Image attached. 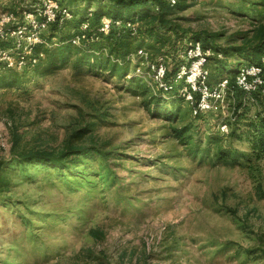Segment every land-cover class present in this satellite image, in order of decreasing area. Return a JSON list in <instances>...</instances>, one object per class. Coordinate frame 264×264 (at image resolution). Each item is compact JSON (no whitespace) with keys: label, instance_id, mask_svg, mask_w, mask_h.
<instances>
[{"label":"rangeland","instance_id":"rangeland-1","mask_svg":"<svg viewBox=\"0 0 264 264\" xmlns=\"http://www.w3.org/2000/svg\"><path fill=\"white\" fill-rule=\"evenodd\" d=\"M28 1L0 0V20ZM88 3L98 10L99 3ZM177 3L166 20L180 35L226 54L228 63L213 69L222 68L226 78L244 66L229 49L254 40L264 23V0ZM15 27L4 28L8 41L15 42ZM158 36L176 39L163 31ZM137 39L148 50L156 41L144 32ZM134 72L131 65L124 77L71 65L42 79L25 67L14 72L19 79L1 76L0 163L10 186L0 197V264H264V158L252 155L234 102L196 119L185 102L164 99L155 112L184 116L166 119L147 110L154 96L148 87L156 86L134 82ZM21 78L25 84L9 86ZM246 103L238 120H254L264 96ZM185 125L192 128V145L172 131ZM69 146L113 155L109 162L101 155L80 160L73 175L18 161L31 153L61 154ZM219 148L236 156L218 159Z\"/></svg>","mask_w":264,"mask_h":264},{"label":"trees","instance_id":"trees-1","mask_svg":"<svg viewBox=\"0 0 264 264\" xmlns=\"http://www.w3.org/2000/svg\"><path fill=\"white\" fill-rule=\"evenodd\" d=\"M40 1L41 0H29L26 5L22 7L23 9L17 12V15L19 14L18 17H21L20 24H23L24 11H33L34 7ZM52 1L58 2L61 6L60 10L57 12V20L50 26L48 32L43 35V43L35 45L25 70L34 72L42 79L45 76L72 65L75 71L87 69L91 72L101 71L114 76L124 77L127 75L131 65L135 70L133 75L134 82L138 81L143 84L145 80H150L152 84L149 78L148 68H146L143 74H137L138 68L146 64H155L161 58L164 59V62L171 59V62L167 64V72L164 79L170 90L166 92L157 86V84L153 83L156 87L148 88L153 91L154 96L149 99L146 107L149 112L161 113L166 119H182L181 121H183L184 116L181 112L169 114L167 110H159L158 108L155 112L154 108L157 107L162 100L169 98L170 100L177 99L181 102H185V99L180 96L183 83L181 82L178 84L176 80L184 65L180 55L192 41H201L200 38L197 37L194 40H190L181 36L178 26L166 20L175 8H179L180 3L173 5L169 0H111L112 4L109 7H104L101 6V3L106 0H84L85 3L76 7L72 2L65 5L64 3L68 2L67 0H63L64 3L60 0ZM88 2L99 3L97 7L98 10H93V6ZM150 9H155L157 14L151 15ZM256 11H258V13L261 12L259 8H257ZM124 12H128V14ZM66 14H70L72 19L67 20ZM104 17H110L115 22H121L122 26H114L111 32L105 35L100 32ZM150 20H153L152 26H147L145 28L146 30H143V28L140 27L141 24ZM158 23L159 26H157ZM85 24L89 25L86 31L82 29ZM130 24H138V34L136 36H133L132 32L129 30L128 25ZM162 31L165 32L166 35H175L176 39L172 40L170 37L169 39L165 36L159 37L158 34ZM143 32L147 38L149 37L153 40L155 37V42L148 43L149 50L146 49V44H144V42L139 43L137 41L138 37L143 36ZM84 35L86 36V40L82 41L79 46L73 45V41L76 38ZM167 43H171L172 45L165 49ZM159 44L165 46L158 49ZM207 44L208 41L203 44L204 49L214 54L207 64V69L209 71L208 86L214 89L223 80H230V93H233V96H230V98L236 105L235 114L237 126L243 123V125L238 128L242 130L243 137L249 142L252 155L258 159H262L264 158V109L257 114L254 120H245L243 116H241L239 120L237 118L239 116L238 113L247 107L246 101L248 99H255L256 102H259L264 95L261 92L248 95L246 92L241 91L236 85L238 70L232 71L231 76L224 78L221 70L222 68L213 69L211 67L212 64L220 62L226 64L228 60L223 51L209 47ZM10 45L11 43H4L2 47L3 49H9ZM141 50L149 54L148 60L138 55ZM229 51L234 57H237L239 65L241 66L258 64L264 57V23L260 24L255 30L253 41H248L242 46H233ZM155 53L157 54L155 55ZM219 55H222L221 59ZM34 61H36V63ZM41 68L43 69L42 71ZM18 71L19 70L16 69H10L4 64H0V84H4V81L1 80V76L6 73L19 79L17 74L14 73ZM41 73L46 74L40 76ZM16 81H12L9 86L25 84L26 82L24 78ZM142 84H138L137 89H143L141 94L147 96L149 90L144 89ZM189 108L193 115L192 106H189ZM206 115L207 114L193 116L196 119H201ZM243 120L244 122H242ZM225 126L228 125L225 124ZM172 131L178 140L184 142L188 141V143L192 145L193 135L191 134V127L185 125L180 128H172ZM234 136L235 133H232L231 137ZM228 137L229 135L227 138ZM214 143L218 145L221 143V140L214 139ZM93 155H101L105 162H109L113 153H106L99 148L88 146H69L68 149L61 154L54 155L47 152L31 153L29 155L19 156L18 161L21 165L25 163H37L54 170L64 172L67 170L68 173L70 172L71 175H73L79 167L80 160L89 159ZM233 155L236 156L234 153L226 151L223 148H219L216 154L218 159H224V157L228 159ZM70 162H72L73 167L69 166ZM8 172V168L0 163V197L10 186L9 177L6 175Z\"/></svg>","mask_w":264,"mask_h":264},{"label":"built area","instance_id":"built-area-1","mask_svg":"<svg viewBox=\"0 0 264 264\" xmlns=\"http://www.w3.org/2000/svg\"><path fill=\"white\" fill-rule=\"evenodd\" d=\"M173 5L178 0H169ZM61 6L58 2L52 0H41L33 11H24L23 24L19 23L16 13H6L0 20V64L6 65L10 69L22 70L27 66L28 59L32 56L35 45L43 43V35L48 32L50 26L57 20V12ZM66 19H72L70 14H66ZM15 25V42L8 41L4 35L6 26ZM121 27V22H115L109 17H104L100 32L108 35L113 27ZM14 27V26H13ZM88 24L83 25L82 29L86 31ZM133 36L138 34V24L128 25ZM86 36H80L73 41V45L79 46ZM4 43H11L9 49H3ZM138 55L148 60L149 54L141 50ZM210 51H206L201 41H192L186 50L181 53L180 58L184 62L181 71L177 77V82L183 83L180 96L185 99V103L193 108V115L208 114L216 109H226L228 103L233 100L230 96V80H223L216 88L211 89L208 86L209 71L207 64L213 56ZM222 58V55H219ZM36 63V61H34ZM171 62L168 59L158 60L155 64H146L149 78L152 83L168 92L170 88L164 81L167 64ZM145 68V69H146ZM137 74H143L141 67ZM236 85L248 95L261 92L264 95V57L258 64H248L240 67L236 76ZM232 100V101H231ZM234 102V101H233ZM223 126L222 129H227Z\"/></svg>","mask_w":264,"mask_h":264}]
</instances>
